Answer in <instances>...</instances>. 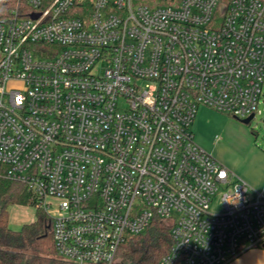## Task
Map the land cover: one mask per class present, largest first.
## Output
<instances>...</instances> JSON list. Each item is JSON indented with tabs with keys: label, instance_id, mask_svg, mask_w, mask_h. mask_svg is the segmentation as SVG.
Returning a JSON list of instances; mask_svg holds the SVG:
<instances>
[{
	"label": "built area",
	"instance_id": "2783aa9c",
	"mask_svg": "<svg viewBox=\"0 0 264 264\" xmlns=\"http://www.w3.org/2000/svg\"><path fill=\"white\" fill-rule=\"evenodd\" d=\"M263 83L264 0H17L0 18V178L35 194L72 264H123L154 217L172 237L158 264H228L264 245V185L192 124L200 106L254 117Z\"/></svg>",
	"mask_w": 264,
	"mask_h": 264
},
{
	"label": "trees",
	"instance_id": "16d2710c",
	"mask_svg": "<svg viewBox=\"0 0 264 264\" xmlns=\"http://www.w3.org/2000/svg\"><path fill=\"white\" fill-rule=\"evenodd\" d=\"M17 0H0V18L15 7ZM13 205L35 209L34 220L19 229L9 226V208ZM171 226L154 217L140 234L127 236L119 246L123 264H158L172 246ZM0 264H72L56 253L51 219L37 205L35 194L23 183L0 178ZM179 264V263H178Z\"/></svg>",
	"mask_w": 264,
	"mask_h": 264
},
{
	"label": "rangeland",
	"instance_id": "374dc122",
	"mask_svg": "<svg viewBox=\"0 0 264 264\" xmlns=\"http://www.w3.org/2000/svg\"><path fill=\"white\" fill-rule=\"evenodd\" d=\"M257 110L255 116L245 123L244 118L200 106L192 124V131L195 142L201 148L222 162L235 176L258 190L261 186L255 185L251 178L246 180V173L251 172L252 175H256L264 161V96ZM232 157L235 160L234 165H238L241 171L240 174L232 170V164L228 163V161L231 162ZM13 208V206L9 208L11 220ZM23 208L27 211L26 216H34L35 209L30 206ZM220 210L221 207L217 200L210 204V211ZM125 264L128 263L125 261Z\"/></svg>",
	"mask_w": 264,
	"mask_h": 264
},
{
	"label": "crops",
	"instance_id": "0c3cea01",
	"mask_svg": "<svg viewBox=\"0 0 264 264\" xmlns=\"http://www.w3.org/2000/svg\"><path fill=\"white\" fill-rule=\"evenodd\" d=\"M234 161L235 160L232 157L231 162L228 161V163L232 164L233 166L232 170L240 174L241 171L239 170L238 165L236 164L234 165ZM241 176L243 177V175ZM246 177H247L246 180L251 178L255 185L261 186L262 188L264 185V161L259 169V172L256 175H252L251 172H247ZM13 207L14 208L12 212L13 213L12 220L10 219V212H9V226L12 229H19L24 223L34 220L35 211H34V216L31 217V216L25 215V212H27L25 208H23L25 206L13 205ZM24 215L26 216L25 218H24ZM228 264H264V247L256 246V247L249 248L248 250L240 254L235 260L229 262Z\"/></svg>",
	"mask_w": 264,
	"mask_h": 264
},
{
	"label": "water",
	"instance_id": "95a60500",
	"mask_svg": "<svg viewBox=\"0 0 264 264\" xmlns=\"http://www.w3.org/2000/svg\"><path fill=\"white\" fill-rule=\"evenodd\" d=\"M32 16H33V17H36L37 14H33ZM251 118H253V115H252V114L249 115L248 117L244 118V119H243V122L248 123V122L250 121ZM263 247H264V245H263Z\"/></svg>",
	"mask_w": 264,
	"mask_h": 264
}]
</instances>
